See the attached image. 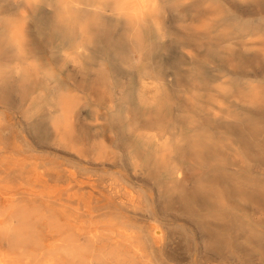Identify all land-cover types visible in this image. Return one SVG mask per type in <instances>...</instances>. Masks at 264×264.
<instances>
[{"label": "bare ground", "instance_id": "6f19581e", "mask_svg": "<svg viewBox=\"0 0 264 264\" xmlns=\"http://www.w3.org/2000/svg\"><path fill=\"white\" fill-rule=\"evenodd\" d=\"M0 210L83 264H178L173 220L264 264V0H0Z\"/></svg>", "mask_w": 264, "mask_h": 264}, {"label": "clouds", "instance_id": "9594fccd", "mask_svg": "<svg viewBox=\"0 0 264 264\" xmlns=\"http://www.w3.org/2000/svg\"><path fill=\"white\" fill-rule=\"evenodd\" d=\"M0 240L5 248L0 250V264H14L22 251L33 255L35 264H83L81 253L66 241L42 244L40 250L31 252V232L24 226L23 216L5 214L0 210Z\"/></svg>", "mask_w": 264, "mask_h": 264}, {"label": "rangeland", "instance_id": "374dc122", "mask_svg": "<svg viewBox=\"0 0 264 264\" xmlns=\"http://www.w3.org/2000/svg\"><path fill=\"white\" fill-rule=\"evenodd\" d=\"M243 9H246L247 7H242ZM63 76L64 78H69V79H74L77 77L76 74H66V73H63ZM21 114V112H20ZM16 129L19 131V126L16 124ZM54 147L52 146L51 149H53ZM51 149H48L46 150V152L44 153L47 157H49L50 159L52 160H55V161H59V162H62V163H65V164H68V162L72 161V158L70 155H68L66 152H64L62 149H57V151L55 150H51ZM51 151V152H50ZM50 152V153H49ZM55 152V155H53V153ZM79 168H81L82 170H86V169H89V168H86V167H82L80 166ZM90 172V171H89ZM97 175H100L104 178H112V177H117L119 178V181L127 186V187H134L138 184V180L135 179V177L125 171V170H121V169H118V168H113L111 170H107V171H103V172H97ZM145 215L144 214H138V215H133L132 217L134 219H136L138 222H143L145 219L144 217ZM252 219H260L262 225L264 226V214H257L255 217L252 216L251 217ZM166 224H169V228L173 231V237L175 238V245H174V250H173V253L174 255L177 256V258H179V262L178 264H189V261H190V258H191V254L192 252L195 250L194 249V242L193 240H190L188 238V234L186 232V230L181 226V224L177 221V220H173V221H170V222H167ZM194 254L196 255V252H194ZM200 253H199V250L197 251V256L199 257ZM206 264H222V261L220 260H216V259H211L209 262H205ZM227 264H259L257 262H254V261H251V260H246L244 262H237V263H233V262H230V263H227Z\"/></svg>", "mask_w": 264, "mask_h": 264}]
</instances>
